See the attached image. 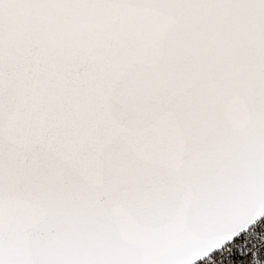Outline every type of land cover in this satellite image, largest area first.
<instances>
[{
	"label": "snow or ice",
	"instance_id": "6c2138e0",
	"mask_svg": "<svg viewBox=\"0 0 264 264\" xmlns=\"http://www.w3.org/2000/svg\"><path fill=\"white\" fill-rule=\"evenodd\" d=\"M0 264H264V0H0Z\"/></svg>",
	"mask_w": 264,
	"mask_h": 264
}]
</instances>
